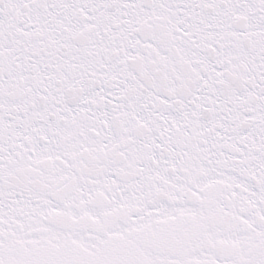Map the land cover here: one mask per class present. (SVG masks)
<instances>
[{
    "label": "snow or ice",
    "instance_id": "6c2138e0",
    "mask_svg": "<svg viewBox=\"0 0 264 264\" xmlns=\"http://www.w3.org/2000/svg\"><path fill=\"white\" fill-rule=\"evenodd\" d=\"M0 264H264V0H0Z\"/></svg>",
    "mask_w": 264,
    "mask_h": 264
}]
</instances>
